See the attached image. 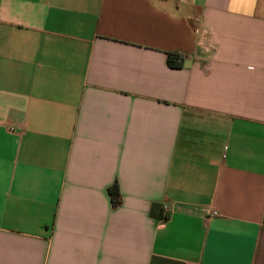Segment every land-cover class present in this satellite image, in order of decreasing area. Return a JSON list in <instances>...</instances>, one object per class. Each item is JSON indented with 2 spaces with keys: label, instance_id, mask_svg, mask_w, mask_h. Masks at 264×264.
<instances>
[{
  "label": "crops",
  "instance_id": "obj_1",
  "mask_svg": "<svg viewBox=\"0 0 264 264\" xmlns=\"http://www.w3.org/2000/svg\"><path fill=\"white\" fill-rule=\"evenodd\" d=\"M0 264H264V0H0Z\"/></svg>",
  "mask_w": 264,
  "mask_h": 264
},
{
  "label": "trees",
  "instance_id": "obj_2",
  "mask_svg": "<svg viewBox=\"0 0 264 264\" xmlns=\"http://www.w3.org/2000/svg\"><path fill=\"white\" fill-rule=\"evenodd\" d=\"M175 57H176L175 54L172 55V56H169V63H170V64L173 63V60L176 61V60H175ZM111 193H112V195H113V201L116 202V199H117V192H116L115 188L111 190Z\"/></svg>",
  "mask_w": 264,
  "mask_h": 264
},
{
  "label": "built area",
  "instance_id": "obj_3",
  "mask_svg": "<svg viewBox=\"0 0 264 264\" xmlns=\"http://www.w3.org/2000/svg\"><path fill=\"white\" fill-rule=\"evenodd\" d=\"M164 209H166V206H164ZM211 213H212V215H216L217 214V212L215 210H212Z\"/></svg>",
  "mask_w": 264,
  "mask_h": 264
}]
</instances>
